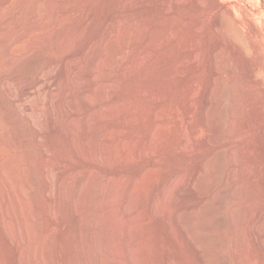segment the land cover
Returning <instances> with one entry per match:
<instances>
[{
	"label": "bare ground",
	"instance_id": "bare-ground-1",
	"mask_svg": "<svg viewBox=\"0 0 264 264\" xmlns=\"http://www.w3.org/2000/svg\"><path fill=\"white\" fill-rule=\"evenodd\" d=\"M127 6L115 0L101 22L89 17L66 34L72 19L39 2L11 44L6 59L16 66L0 75V92L32 123L27 140L16 135L17 156L2 171L13 193L0 181L16 264H258L264 164L254 120L264 117V29L211 0L180 41L176 17L149 35L147 26L133 30ZM30 14L16 2L0 30ZM5 39L1 33L7 63ZM4 104L0 94V110ZM6 123L1 117L0 127ZM240 124V168L211 197L208 167L215 160L222 182L225 146L238 148ZM213 209L223 213V234L210 231Z\"/></svg>",
	"mask_w": 264,
	"mask_h": 264
},
{
	"label": "rangeland",
	"instance_id": "rangeland-1",
	"mask_svg": "<svg viewBox=\"0 0 264 264\" xmlns=\"http://www.w3.org/2000/svg\"><path fill=\"white\" fill-rule=\"evenodd\" d=\"M44 1L51 2V3L53 2L56 4L54 13L59 15L60 18L69 17L72 19L73 22L67 28V32H66V34H70L73 29L81 27L86 21V19L89 17H96L95 20L98 22H101L102 19L105 17V15H107L110 12L111 6L115 0H0V23H1V20L3 19V16L13 9V6L16 2L27 3L29 5V13L31 11V14L27 16L26 18H22L18 22H13L9 26H6L2 30H0V34L3 33L6 35V39L3 40L1 43V47H2L1 58L6 59V56L8 55V51L11 47V44L14 42L15 38L18 36L19 31H22V29L28 30V28H30V26L33 23V20H35L37 17L36 14L33 13L32 11L35 10L39 2H44ZM185 1L186 0H183L182 2L181 0H171V1L170 0H143V1L142 0H126L127 5H128L127 6L128 11L131 14V18H132L130 21V25L132 26L133 24V27H134L133 30L139 27L140 25L147 26V28L150 27L148 28L149 35H152L154 33L166 31L168 28L167 22L173 17L174 18L176 17L175 22H177V24H174L175 26L173 27V30L180 32L181 35L179 36L180 37L179 40L182 41L181 36L187 30L190 23L192 24L196 23L197 21L201 19L205 11V5L211 0H187L186 3ZM219 1L222 2L226 7H229V8L236 7L235 9H237L241 14V16L239 17L241 20H243V15L247 14L250 17L255 27L256 32H260L264 29V0H219ZM32 13L35 15H33ZM97 13L99 15V18L97 17ZM45 16L49 17L50 14L47 13ZM135 37L136 36L134 34V36L131 37V39H129L132 41V42H129L130 44L128 45V50L130 51H132L133 48L134 49L136 48V45L134 43ZM146 39L148 40V38ZM29 53H30L29 51H24V53L22 54V57H26ZM4 61H0V65H1L0 75L1 76H4L7 72H11L12 70H15V66H16V63L14 60H11L10 64L8 62L9 60H7V63L5 61V64H8V65H5ZM32 73H34V69L31 68L30 70L25 71L23 75L30 76L32 75ZM0 79H2V77H0ZM127 83H128L127 90L129 91V93L132 92L130 93L132 95L135 83L131 79H129ZM0 94H1V98L3 99L5 103L2 109L0 110V118L1 117L7 118V123L4 125V127L3 126L0 127V128H3V129H0V131H3L6 136L3 142L0 141V153H1L0 154V181L5 185V187H7L8 192L12 194L13 193L11 191L12 189L10 187V184L7 181V175L3 174L2 171L4 170V164H6L5 166H7L8 163H12L15 160V157L17 156L16 146L14 144L16 137H17L16 135L20 133L23 139L27 140V138L30 137V135L32 134V131L30 129V127L32 128L31 126L32 123L31 121L28 120L29 118L26 119L27 117L25 115H23V117L25 118L23 117L20 118L18 116L19 114H21L20 110L18 111L19 107L18 108L17 106L15 107L16 104H14L13 101L10 100V98L5 97L7 94H5L4 91L3 92L1 91ZM118 96L119 95H117L116 99L118 98ZM17 111L20 113H18ZM262 119L264 120V117L258 114L255 117V120L257 121V123L254 120V126L255 127L257 126L256 135H258V140H259L258 141L259 145H258V150H257L258 154H260L258 155L259 157L257 158V160L259 161L257 164L259 165L264 164V160H262V158H264V148H262L264 147V129L262 128L263 125L261 124ZM242 124H240V126H242L241 128L237 126V128H239L238 130L240 129L243 130L244 125ZM229 128H228V131L231 130ZM242 130L239 131V135H241L240 132ZM241 137L244 138L243 134L240 136L239 140L237 141L238 142L237 143L238 148L236 147L237 149H233V145L231 144H226L225 146L227 152H226V167L224 168V171H225V176L223 179L224 181L223 180L222 182L219 181V183L216 182V179L218 178L219 173L215 171L216 170L215 160L211 161L209 165L210 167H208V171H207V177L212 178V179L207 180L208 181L207 188L210 193L209 195L211 197L215 195L213 189H215L216 184H217V187L218 186L224 187V185L228 186L229 182L227 181L226 175L229 174V172L232 173L233 170H237L240 168V163H239L240 150H241L240 145H241V142H243ZM261 143L263 146H261ZM237 159H239V161ZM10 171H12V168H10ZM126 173H129V170H127ZM106 174L110 175L112 173L108 170ZM239 179H237V185L240 184L239 187L240 186L244 187L243 185L244 181H242L243 179L242 180L241 179L239 180ZM257 187H258L257 193L259 192V194H257L258 202L261 201L260 203H262L263 201L264 203V182H262V180H259V182H257ZM6 206L7 204L3 202L2 196H1L0 197V264H16V256L18 252L17 246L16 244L12 245V244L7 243V238L5 235L6 233H5L4 228H2V223H1V217L4 216V213H5V216L8 214V210H7L8 208L6 209ZM222 214H223L222 211H220L219 209H216V210L213 209L211 214L207 217V223L209 224V226H211V229H210L211 233H214V234L224 233L223 231L218 230V227L216 224L218 221V218H220ZM215 229L218 231H216ZM258 264H264V258L260 255H259Z\"/></svg>",
	"mask_w": 264,
	"mask_h": 264
}]
</instances>
